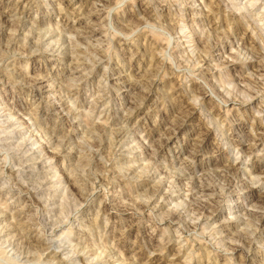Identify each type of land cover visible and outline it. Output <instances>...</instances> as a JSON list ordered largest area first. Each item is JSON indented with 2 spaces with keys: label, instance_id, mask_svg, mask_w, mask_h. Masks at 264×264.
Listing matches in <instances>:
<instances>
[{
  "label": "rangeland",
  "instance_id": "rangeland-1",
  "mask_svg": "<svg viewBox=\"0 0 264 264\" xmlns=\"http://www.w3.org/2000/svg\"><path fill=\"white\" fill-rule=\"evenodd\" d=\"M1 1L16 32L0 43V264L264 263V221L241 224L264 208V0H111L92 25L97 0ZM76 46L94 62L61 61ZM221 166L238 169L229 193ZM190 194L215 203L209 219Z\"/></svg>",
  "mask_w": 264,
  "mask_h": 264
},
{
  "label": "bare ground",
  "instance_id": "bare-ground-1",
  "mask_svg": "<svg viewBox=\"0 0 264 264\" xmlns=\"http://www.w3.org/2000/svg\"><path fill=\"white\" fill-rule=\"evenodd\" d=\"M111 0H97L96 2H98V5H97V7H95V5L94 4H92V9L91 10H93V12H88L89 14L87 15V16H85V18L87 17V21H86V25L87 24H94V22L95 21H92V19L91 18H93V17H95V15H96V19L97 18H99L100 16V13L102 12V11H106L105 13L108 15V13H109V11H110V4H108L109 2H110ZM115 1V4L119 1V2H121V1H123V0H114ZM216 1H218V0H216ZM68 2H69V0H68ZM87 2V1H86ZM0 3H2V1L0 2ZM18 3V2H17ZM16 3V4H17ZM94 3V2H93ZM111 3V2H110ZM150 3V2H149ZM219 3V2H218ZM61 4V3H60ZM84 4V3H83ZM217 4V3H216ZM62 5V4H61ZM18 8V7H17ZM218 8V7H217ZM241 9V8H240ZM1 15V14H0ZM103 15V14H102ZM60 16V15H59ZM73 19V18H72ZM82 19V18H81ZM95 20V19H94ZM69 23V22H68ZM57 24H59L58 22H57ZM67 24V23H66ZM75 24V23H74ZM73 23H71V31H73V32H79V30H80V28H81V22L79 23V22H77L76 23V25H74ZM15 26V24H11V22L9 23L8 21H3L2 19H0V43H2L3 41L6 43V45H5V49H7L8 47H9V42H10V40L11 39H14L13 37L15 36V30H14V27ZM66 26V25H65ZM91 27V26H90ZM3 29L4 30H7V32H8V30L9 31H13V34L12 33H10V34H8V33H5V32H3ZM16 29V28H15ZM95 31V30H94ZM30 32V33H29ZM28 33L30 34V36H31V38L30 39H27L28 37L26 36L25 37V40H27V41H31V42H29V44H32L33 46L35 45V42L34 43H32V41H33V39H34V41L35 40H39V37H40V35L39 34H35V33H33V31H31V29H30V31H29ZM37 32V31H36ZM86 34H92V33H94L93 31H87V32H85ZM12 42V41H11ZM49 43V42H48ZM47 43V44H48ZM77 43V42H76ZM78 43H80V42H78ZM3 44V43H2ZM3 45V46H4ZM72 45H74V44H72ZM37 47V46H36ZM49 47V46H48ZM54 48V47H53ZM67 48V47H66ZM69 48H70V46H69ZM152 49V48H151ZM68 50V49H67ZM52 51V50H51ZM57 51V49L55 50V52ZM165 50L163 49V50H161V53H163ZM64 52V51H63ZM62 52V53H63ZM68 52H70V51H68ZM159 52H160V50H159ZM74 53V54H73ZM73 53H71L72 55H70V54H67V55H65V54H61V52H59L58 53V56L59 57H61V61H64L65 63H68L67 65L68 66H71L72 64L73 65H78V64H82L83 63V61L82 60H85V59H88V60H90V61H92V63L94 62V60H95V58H92V57H88V55L87 54H85V52H83V50H80L77 46L74 48V52ZM73 55H74V57H73ZM84 55V58L85 59H83L82 58V60H81V58H80V56H83ZM165 55V54H164ZM71 56V57H70ZM95 56H96V54H95ZM150 56H152V55H150ZM149 56V57H150ZM152 58V57H151ZM150 59V58H149ZM59 60V59H58ZM79 61H82V63L81 62H79ZM152 61V60H151ZM200 61V60H199ZM149 62H150V60H149ZM153 62V61H152ZM151 62V63H152ZM149 66H151V65H149ZM158 65H156V67H157ZM260 67V66H259ZM153 71H155L154 73L156 74L157 72H159V71H157V69H155V70H153ZM90 72H89V74H87L86 76H85V74L83 75V76H85V79H87V77L88 76H90ZM81 75V76H82ZM20 76V75H19ZM156 76V75H155ZM148 77V79H149V76H147ZM157 77V76H156ZM83 79V78H82ZM41 80V79H40ZM39 80V81H40ZM106 80V79H105ZM35 81H36V79H35ZM117 82L116 83H118V84H120V86H119V88L118 89H126V90H130V89H136V84L134 83V82H132V80H125V79H117L116 80ZM13 82V81H12ZM32 82V81H31ZM136 82V81H135ZM149 82V81H148ZM33 83V82H32ZM115 83V84H116ZM87 84V83H86ZM148 85H149V83H147ZM39 85V84H38ZM136 86V87H135ZM32 87H34V89L36 90V87H35V85L33 84L32 85ZM38 87V86H37ZM39 88V87H38ZM37 88V89H38ZM65 91H67L68 89H64ZM70 91V90H69ZM196 93V92H195ZM197 93H198V91H197ZM194 95H196V94H194ZM69 96V95H68ZM68 96H66V99H68ZM200 96V95H199ZM142 98V97H141ZM143 99V98H142ZM97 102V101H96ZM95 105H97L96 103L94 104V106ZM96 107V106H95ZM75 110V109H74ZM57 112V111H56ZM55 111H54V113H56ZM91 113H93V111L91 112ZM181 113V112H180ZM37 114V113H36ZM57 114V113H56ZM184 114V113H183ZM27 116H29L28 114H26ZM50 116V115H49ZM74 116H76V115H74ZM89 116V115H88ZM10 118H11V116H10ZM178 118V117H177ZM180 118V117H179ZM184 119V118H183ZM122 120V119H121ZM8 121V120H7ZM173 126H172V131H175V130H177L178 129V127H179V123L178 122H176V121H174L173 123ZM89 126H91V125H89ZM11 128H12V126H10ZM10 127H9V129H10ZM104 127V126H103ZM91 128V129H90ZM102 128V127H101ZM89 129H90V131H88V139H91L92 140V142H94L95 143V141H100V140H98V139H102L103 138V134L102 133H100L101 131V129L99 130V127H98V129H96V127H89ZM109 129V128H108ZM106 128H104V133H106ZM31 132V131H30ZM96 133V134H95ZM261 134V133H260ZM106 135V134H105ZM109 135V134H108ZM169 137V136H168ZM112 138H113V140H115V144L117 145V146H119L120 144H121V140H122V136H121V133H120V131L118 130V131H116L114 134H113V136H112ZM202 140H203V138H202ZM18 141V140H17ZM21 141V140H20ZM37 141V140H36ZM35 141V142H36ZM166 141V140H165ZM167 141H168V138H167ZM16 142V141H15ZM21 143V142H20ZM23 143V142H22ZM27 143V142H26ZM93 143V144H94ZM100 143V142H99ZM98 143V144H99ZM17 144V143H16ZM16 144H14V146L16 145ZM35 144V143H34ZM12 145V144H11ZM162 145V144H161ZM14 146H12V149H13V147ZM94 146V145H93ZM95 146H97V144H95ZM20 147H22V146H20ZM20 147L18 146V150H20ZM27 147V146H26ZM4 149V148H3ZM8 149V148H7ZM10 149H11V147H10ZM55 149V148H54ZM16 151H17V149H16ZM16 151H14L15 153H16ZM42 151H44V150H42ZM14 152H12V153H14ZM18 152V151H17ZM54 152V151H53ZM53 152H50L51 154L53 153ZM21 153V152H20ZM41 153H43V152H41ZM59 152H55L54 154H58ZM6 154V153H5ZM22 154V156L23 155H25V154H23V153H21ZM95 152L93 153H90V154H88V157H89V160H95ZM45 156V155H44ZM6 158V157H5ZM40 158V157H39ZM194 158V157H193ZM48 159H49V157H48ZM9 160H12V161H18L19 160V158L16 156V155H11V157H10V159ZM30 162V159L29 160H27V162ZM17 165V164H16ZM16 165H14V166H16ZM19 165H21V164H19ZM37 163H34V164H32V166H31V168L34 170H36V169H38L39 170V168H37ZM232 166V165H231ZM231 166H224V167H222L221 166V170H219L218 171V177H220V179L221 180H223L224 181V183H225V185L223 186V188H222V190L223 191H225V192H230V190H231V188H233V181H234V178L236 177V171L238 170H234L233 169V167H231ZM220 168V167H219ZM181 171V170H180ZM190 173V172H189ZM262 174V173H261ZM189 175V174H188ZM193 176V175H192ZM191 176V177H192ZM248 177V176H247ZM255 177V176H254ZM258 177V176H257ZM264 177V176H263ZM205 178V175H203V179ZM94 181H95V179H94ZM199 181V179H197V178H194L193 179V181L191 182V189L192 190H194L195 191V194L197 195V194H200V195H202V196H208V195H210L212 192H213V190L211 189V190H208L207 189V187L205 188V187H201V186H197L196 185V182H198ZM38 182V181H37ZM42 183V182H41ZM64 183L66 184H64L65 186H72V187H74L75 188V185H74V180H71L70 179V177L68 178H65L64 179ZM95 183V182H94ZM32 185V184H31ZM39 185H40V182H39ZM94 185V184H93ZM45 186V185H44ZM55 186V185H54ZM92 186V185H91ZM52 187V186H51ZM57 187V186H56ZM64 187V186H63ZM221 187V186H220ZM55 188V187H54ZM50 189V188H49ZM78 189V188H77ZM221 190V191H222ZM153 191V190H152ZM161 191V188L158 186V187H156V189L154 188V191L153 192H155V193H159ZM152 192V193H153ZM64 193V192H63ZM150 195H151V193H150ZM87 196V195H86ZM161 196V195H160ZM185 197H187V196H185ZM194 197H196L195 195H192V194H190V196H189V202H188V204H187V208H188V210L192 213V214H196L197 216H199V218H207L208 216H210L209 214L211 213L210 211L213 209V207H215V203H213V202H198V203H195V202H193V198ZM104 204V203H103ZM43 205V204H42ZM100 206V205H99ZM104 207H106V206H102V208L104 209ZM264 207V206H263ZM260 208V207H259ZM107 209V208H106ZM264 209V208H263ZM262 208H260L259 210H257V209H255V210H252V211H250L249 213H246V218L247 219H245L244 221H242L241 222V224L243 225V226H247L248 224H250V223H248V221L249 220H251V219H254V220H256L258 223H260V222H263L264 221V210H263ZM59 211V210H58ZM62 211V210H61ZM216 211V210H215ZM97 212V211H96ZM106 212V211H105ZM104 212V213H105ZM213 213V212H212ZM96 217H97V214L95 215ZM195 216V215H194ZM180 217H181V215H180V213H175L174 211H172V213L170 214V219L173 221V220H180ZM191 218V217H190ZM243 218V217H242ZM95 219V218H94ZM208 219H209V217H208ZM197 220V219H196ZM253 220V221H254ZM93 221V220H92ZM252 221V220H251ZM255 221V222H256ZM250 222V221H249ZM53 223V222H52ZM55 223V222H54ZM93 223V222H92ZM96 223V222H95ZM55 225V224H54ZM95 225V224H94ZM253 225V224H252ZM98 226V225H97ZM191 226V229L192 230H195V228L197 227V224H193V225H190ZM17 227V226H16ZM51 227V226H50ZM89 231V230H88ZM189 232V231H188ZM254 233V232H253ZM20 234V233H19ZM232 234V233H231ZM251 235H253L252 233H250V232H248L246 229H244V228H242L240 231H239V233H238V240H236L238 243V245H240L242 248H243V245H244V241H246V239L248 240V238H247V236H251ZM236 239V238H235ZM232 240V239H231ZM33 241L34 242H32L34 245L33 246H37V244H39V243H41L42 241H45V239H42V238H35V237H33ZM221 241V240H220ZM235 241V242H236ZM251 241V240H250ZM253 241V240H252ZM52 242V241H51ZM50 242V243H51ZM221 242H223V240L221 241ZM233 242V241H232ZM231 241H229V239L227 240V242L225 243V250H228V248H229V245H233V244H231L232 243ZM248 242H249V240H248ZM31 244V243H30ZM245 244H247V243H245ZM219 245V244H218ZM228 245V246H227ZM39 246V245H38ZM48 246H49V244H48ZM76 246V245H75ZM83 247V246H82ZM237 248L239 247V246H236ZM240 247V248H241ZM248 247V246H247ZM57 248V247H56ZM38 249V248H37ZM36 249V250H37ZM55 249V248H54ZM57 249H59V248H57ZM230 249V248H229ZM247 249V248H246ZM44 250H46L47 251V248L46 249H44ZM55 252L57 251V250H54ZM54 251H53V254H50V257L49 258H51V259H55V254L57 253H54ZM178 253H179V250L177 251ZM69 253V252H68ZM74 254V253H73ZM139 255V254H138ZM91 256H94V255H90V257ZM89 257V258H90ZM206 257V256H205ZM48 258V259H49ZM62 257H60V258H58V261L59 262H66L65 260L66 259H61ZM110 258H112V256H110ZM50 259V260H51ZM211 259V258H210ZM215 259V258H214ZM252 259V258H251ZM3 260V259H2ZM78 260V259H77ZM123 260V259H122ZM212 260V259H211ZM55 261V260H54ZM74 261V260H73ZM93 261V260H92ZM215 261V260H214ZM72 262V261H71ZM81 263V264H91L90 262H89V260L88 259H84V258H80V261L78 260V261H76V264L77 263ZM258 262H260L259 260H258ZM68 263V262H67ZM75 263V262H74ZM211 263V262H210ZM95 264V263H94ZM216 264V263H215ZM239 264V263H238ZM244 264V263H243ZM261 264H264V263H261Z\"/></svg>",
  "mask_w": 264,
  "mask_h": 264
}]
</instances>
